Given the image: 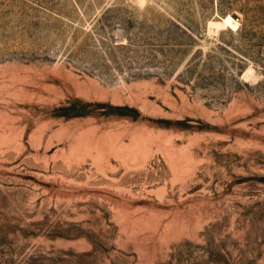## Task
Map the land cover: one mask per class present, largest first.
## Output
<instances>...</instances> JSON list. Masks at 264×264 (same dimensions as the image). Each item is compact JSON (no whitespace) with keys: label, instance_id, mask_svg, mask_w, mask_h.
Instances as JSON below:
<instances>
[{"label":"rangeland","instance_id":"1","mask_svg":"<svg viewBox=\"0 0 264 264\" xmlns=\"http://www.w3.org/2000/svg\"><path fill=\"white\" fill-rule=\"evenodd\" d=\"M0 264H264V0H0Z\"/></svg>","mask_w":264,"mask_h":264},{"label":"bare ground","instance_id":"2","mask_svg":"<svg viewBox=\"0 0 264 264\" xmlns=\"http://www.w3.org/2000/svg\"><path fill=\"white\" fill-rule=\"evenodd\" d=\"M214 23V22H213ZM216 24V23H215Z\"/></svg>","mask_w":264,"mask_h":264}]
</instances>
